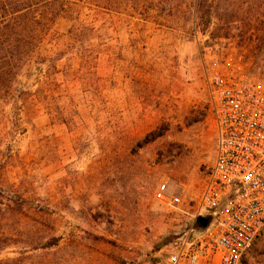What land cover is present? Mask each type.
I'll return each instance as SVG.
<instances>
[{"label":"rangeland","instance_id":"374dc122","mask_svg":"<svg viewBox=\"0 0 264 264\" xmlns=\"http://www.w3.org/2000/svg\"><path fill=\"white\" fill-rule=\"evenodd\" d=\"M0 107V264H156L215 157L203 47L264 65V0H84ZM80 25L85 26L83 31ZM240 264H264V235Z\"/></svg>","mask_w":264,"mask_h":264},{"label":"built area","instance_id":"2783aa9c","mask_svg":"<svg viewBox=\"0 0 264 264\" xmlns=\"http://www.w3.org/2000/svg\"><path fill=\"white\" fill-rule=\"evenodd\" d=\"M202 61L215 157L189 204L166 182L156 187L155 199L190 221L156 264H240L264 235V65L216 43L203 47Z\"/></svg>","mask_w":264,"mask_h":264},{"label":"trees","instance_id":"16d2710c","mask_svg":"<svg viewBox=\"0 0 264 264\" xmlns=\"http://www.w3.org/2000/svg\"><path fill=\"white\" fill-rule=\"evenodd\" d=\"M95 4L96 0H84ZM80 0H0V107L24 110L31 93L17 85V77L31 61L48 62L46 71L61 58L50 50L51 30L61 17H72ZM85 26L80 25L83 31Z\"/></svg>","mask_w":264,"mask_h":264},{"label":"water","instance_id":"95a60500","mask_svg":"<svg viewBox=\"0 0 264 264\" xmlns=\"http://www.w3.org/2000/svg\"><path fill=\"white\" fill-rule=\"evenodd\" d=\"M198 221L202 226H206L208 224V217L205 215H201L199 216Z\"/></svg>","mask_w":264,"mask_h":264}]
</instances>
